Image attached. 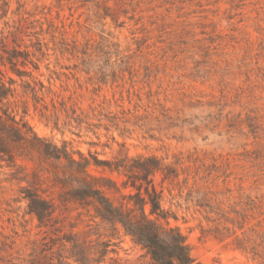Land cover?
<instances>
[{
    "label": "rangeland",
    "instance_id": "obj_1",
    "mask_svg": "<svg viewBox=\"0 0 264 264\" xmlns=\"http://www.w3.org/2000/svg\"><path fill=\"white\" fill-rule=\"evenodd\" d=\"M26 52L32 77L7 60ZM0 78V115L99 160L119 200L155 187L192 264H264V0H0ZM34 142L0 161V264H149Z\"/></svg>",
    "mask_w": 264,
    "mask_h": 264
},
{
    "label": "trees",
    "instance_id": "obj_2",
    "mask_svg": "<svg viewBox=\"0 0 264 264\" xmlns=\"http://www.w3.org/2000/svg\"><path fill=\"white\" fill-rule=\"evenodd\" d=\"M38 51L44 53L42 48H38ZM33 57H36L35 52H26L24 60L20 61L19 55L12 53L7 60L12 64L13 71L21 76H23L22 73H25L28 77H32L30 72L21 71L18 65L21 63L23 66H27L31 63L36 70H40L39 64L34 61ZM42 86L44 87V85ZM11 94V86H7L6 81L0 78V103L8 100ZM4 115H0V161H5L8 167H13L16 165V156L22 155L18 154L19 151H22L20 149H26L27 146L33 147L34 140L46 144L45 155L62 164L66 173L65 181L76 184L71 198L68 200L78 202L84 207H93L95 216L112 229L122 228L127 235L131 236L134 243L150 256L149 264L193 263L194 258L186 237L178 227L169 223V216L162 208L161 194L155 187H152L151 191L146 186L147 196H144L142 193L143 184L138 185L136 181H132L131 185L139 189L135 201H121L115 196V193L120 192L116 182L92 174L93 166H101L99 160L92 162L83 154H80L78 159L67 145L59 147L47 139H41L23 119L17 120L7 112H4ZM144 169L146 170H143L142 177L145 180L150 174L157 172V168L145 167ZM128 183L126 182L125 185ZM122 196L125 197L123 194ZM29 197V213L36 215L41 222L53 213V204L37 192H33ZM147 205H150V213L146 212ZM162 219L166 225L162 223ZM103 251L104 255L108 253L107 249Z\"/></svg>",
    "mask_w": 264,
    "mask_h": 264
}]
</instances>
